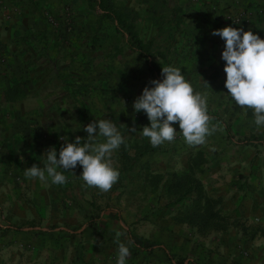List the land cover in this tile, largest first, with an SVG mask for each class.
I'll return each mask as SVG.
<instances>
[{
	"label": "rangeland",
	"instance_id": "374dc122",
	"mask_svg": "<svg viewBox=\"0 0 264 264\" xmlns=\"http://www.w3.org/2000/svg\"><path fill=\"white\" fill-rule=\"evenodd\" d=\"M109 2L157 65L179 67L207 95L215 131L196 146L178 123L172 142L142 136L150 121L133 103L158 78L95 2L0 0V264H116L118 232L127 264H174L168 253L264 264V126L227 93L225 42L211 34L231 25L264 38V0ZM105 118L124 137L109 191L87 186L79 165L63 185L25 177L62 138H86L83 127ZM146 145L155 150L135 161Z\"/></svg>",
	"mask_w": 264,
	"mask_h": 264
},
{
	"label": "clouds",
	"instance_id": "9594fccd",
	"mask_svg": "<svg viewBox=\"0 0 264 264\" xmlns=\"http://www.w3.org/2000/svg\"><path fill=\"white\" fill-rule=\"evenodd\" d=\"M224 40L221 59L225 61V88L232 100L241 108H252L254 123L264 126V38L251 28L231 25L215 29L211 33ZM162 79H152L135 99V112L143 111L150 121L142 127V136L149 138L153 147L172 142L179 125L189 146L205 143L214 128L209 127L207 95L194 91L179 67H162ZM86 138H62L59 149L52 146L46 151V161L41 167L33 164L24 175L29 179L50 180L63 185L67 178L64 171L82 167L80 177L89 187L107 192L118 181L120 172L114 166L112 155L124 144V137L111 119H95L86 124ZM135 130V129H133ZM116 234L118 256L116 264H127L130 248L119 242Z\"/></svg>",
	"mask_w": 264,
	"mask_h": 264
},
{
	"label": "trees",
	"instance_id": "16d2710c",
	"mask_svg": "<svg viewBox=\"0 0 264 264\" xmlns=\"http://www.w3.org/2000/svg\"><path fill=\"white\" fill-rule=\"evenodd\" d=\"M97 4L98 8L101 10L102 15L105 18H108L116 23L118 26L119 31L125 36L126 42L129 45V47L139 54L140 56L144 57L146 60V63L148 65V69L150 72L156 76L158 79H162V67L157 65L155 61L153 60V51H152V44L147 43L140 35L138 30L136 29V26L133 24V22L127 18L124 14L119 12L112 4L109 2V0H90ZM213 119L217 121H222L218 118V116H212ZM155 148L150 147L149 145L144 146L143 150L138 154V156L135 158V161L140 160L145 154L150 153L154 151ZM10 228L19 230L18 226L16 224H11ZM54 229V226H52ZM145 251L150 252L152 248H143ZM164 250V248H162ZM169 259L174 262V264H185V259L183 258H176L173 254H167ZM195 264H198L197 262H194Z\"/></svg>",
	"mask_w": 264,
	"mask_h": 264
}]
</instances>
